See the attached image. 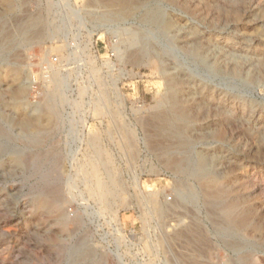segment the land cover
Returning <instances> with one entry per match:
<instances>
[{"label":"rangeland","instance_id":"374dc122","mask_svg":"<svg viewBox=\"0 0 264 264\" xmlns=\"http://www.w3.org/2000/svg\"><path fill=\"white\" fill-rule=\"evenodd\" d=\"M145 224L167 264H264V0H0V264H134Z\"/></svg>","mask_w":264,"mask_h":264},{"label":"built area","instance_id":"2783aa9c","mask_svg":"<svg viewBox=\"0 0 264 264\" xmlns=\"http://www.w3.org/2000/svg\"><path fill=\"white\" fill-rule=\"evenodd\" d=\"M57 64L58 59L56 57L47 59L41 64V72L43 74L52 72ZM139 227L141 229L134 230V228H132L126 233V239L128 240L125 241V243L132 251L135 252L136 255L134 264H167L165 258L160 259L157 255H155V253H152V251H155L157 239L161 235V233L157 230L156 224L152 226L145 224ZM171 228L174 229V226L171 225ZM145 245H147V247ZM143 250H148L150 252L149 255Z\"/></svg>","mask_w":264,"mask_h":264},{"label":"bare ground","instance_id":"6f19581e","mask_svg":"<svg viewBox=\"0 0 264 264\" xmlns=\"http://www.w3.org/2000/svg\"><path fill=\"white\" fill-rule=\"evenodd\" d=\"M116 2H117V0H116ZM122 2V1H121ZM155 20V19H154ZM137 41V38L135 37V36H132V37H130V39L128 40V43H130V44H133L134 42H136ZM75 56V55H74ZM73 57V56H72ZM61 74H60V70L59 69H56V68H54L53 70H52V78L50 79V82L52 83V84H54L55 85V87H56V91H58L59 90V84H60V80H59V76H60ZM47 77V76H46ZM43 78V77H42ZM62 78L63 77H61V80H62ZM62 84V83H61ZM63 85V84H62ZM113 90H114V92H115V94H116V96L117 97H119V98H121V94H120V92H119V90L115 87V85H113ZM58 94V93H57ZM16 99H19V98H21L22 97V95H24V93H23V89H19V91L16 93ZM55 97H56V95H55ZM95 105V104H94ZM95 110H98L97 109V107H96V109ZM35 112V111H34ZM100 114H102V112H100ZM200 158V157H199ZM206 160H204L203 158H201L200 159V161H199V169L200 170H203L204 169V166H205V164H206V162H205ZM114 164V163H113ZM98 165H96L95 163L94 164H92L91 165V169H90V171L88 172V178H89V180L93 183V186H92V188L89 190V194L93 197V198H95V200L97 199V201H98V203H99V205H100V207H101V210H102V213H104L108 208H107V201L109 200V199H111L113 196H114V193H115V190H116V185H115V183H114V180L110 177L111 175H110V172H108L107 173V180L108 181H103L102 180V178L99 176L100 175V168L99 167H97ZM203 174V172L200 174V175H202ZM82 177V176H81ZM89 180H87V181H89ZM87 181H85L84 180V182H87ZM83 182V181H82ZM89 184H91V183H89ZM94 200V201H95ZM111 201V200H110ZM114 209V208H113ZM117 210V209H116ZM107 213V212H106ZM116 214H117V212H116ZM130 217L131 215H129V214H125V216H123V217H121L120 218V223H122V221H123V219L125 218V217Z\"/></svg>","mask_w":264,"mask_h":264},{"label":"crops","instance_id":"0c3cea01","mask_svg":"<svg viewBox=\"0 0 264 264\" xmlns=\"http://www.w3.org/2000/svg\"><path fill=\"white\" fill-rule=\"evenodd\" d=\"M131 217V216H130Z\"/></svg>","mask_w":264,"mask_h":264}]
</instances>
